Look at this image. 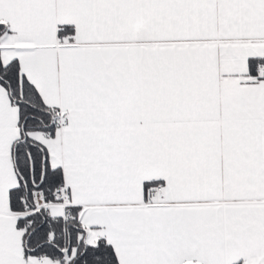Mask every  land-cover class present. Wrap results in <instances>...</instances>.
I'll list each match as a JSON object with an SVG mask.
<instances>
[{
	"label": "snow or ice",
	"instance_id": "1",
	"mask_svg": "<svg viewBox=\"0 0 264 264\" xmlns=\"http://www.w3.org/2000/svg\"><path fill=\"white\" fill-rule=\"evenodd\" d=\"M0 264H264V0H0Z\"/></svg>",
	"mask_w": 264,
	"mask_h": 264
}]
</instances>
